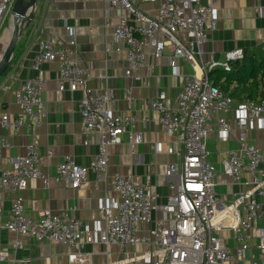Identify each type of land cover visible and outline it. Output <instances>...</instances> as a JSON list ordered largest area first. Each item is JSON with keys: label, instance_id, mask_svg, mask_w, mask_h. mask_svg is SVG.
I'll use <instances>...</instances> for the list:
<instances>
[{"label": "built area", "instance_id": "obj_1", "mask_svg": "<svg viewBox=\"0 0 264 264\" xmlns=\"http://www.w3.org/2000/svg\"><path fill=\"white\" fill-rule=\"evenodd\" d=\"M106 1L119 8L113 38L115 43L125 45L127 76L139 78L137 71L146 65V49L155 59L165 56L166 50L170 52L169 65L179 80L175 104L171 105L165 91L160 90L149 100V105L157 112L162 130L175 136L182 146V152L168 148L169 153L175 152L181 158L180 165L169 162L163 173V180L172 191L165 201H159L150 183L140 181L131 173L114 172L111 178L115 195L104 197L100 205L103 219L94 224L69 217L65 209L57 213L41 210L36 218L27 216L20 193L33 178L48 186L50 177L41 167L53 155L50 149L40 152L32 142L24 154L10 160L9 166L0 164V226L17 235L13 249H19L21 237L29 236L72 247L68 260L73 264L88 262V253L83 252L86 244L106 247L115 244L122 251L126 246L133 248L121 260L105 264H241L246 252L254 247L259 256L250 257V263L264 264V153L249 142L251 131L264 129V100L236 101L208 78L212 67L229 69L232 61L243 56V49L237 48L228 51L223 61L203 58L208 34L218 25L216 0ZM259 1L257 11L262 15L264 0ZM14 2L0 0V17L10 11ZM142 3H156L155 13L143 9ZM67 29L72 37L66 44L58 45L54 37H39V50L32 62L36 75L26 79L15 91L19 112L14 117L3 113L1 125L16 132L22 127L34 132L42 123L46 116L42 65L56 62L59 90H64L66 84L71 91L82 90L80 113L84 143H89L91 134L99 137L98 152L88 165L77 163L70 155L56 164V180L84 191L89 186L97 188L106 178L107 147L119 144L123 132H129L132 153L143 137L140 131L132 130L136 123L132 114L115 111L113 89H93L87 85L86 68L75 57L73 29ZM105 51H111L109 45ZM178 58L192 72H181ZM126 99L130 104L133 102L129 88ZM230 112L232 119L226 115ZM213 121L214 126H210ZM235 128L238 146L227 151L219 169L209 160L208 135L212 131L220 141H227ZM8 147V140L0 137V156ZM154 147L157 153L162 151L160 142H155ZM89 171L95 175L93 181L88 178ZM220 171L241 186L230 202L223 201L215 191L214 179ZM4 192L12 193L13 197L6 212L8 217L1 222ZM30 262V256L20 257L0 248V264Z\"/></svg>", "mask_w": 264, "mask_h": 264}, {"label": "crops", "instance_id": "obj_2", "mask_svg": "<svg viewBox=\"0 0 264 264\" xmlns=\"http://www.w3.org/2000/svg\"><path fill=\"white\" fill-rule=\"evenodd\" d=\"M259 0H216L218 25L208 34L204 46L203 58L208 61H223L225 54L237 48H252L264 41V13L257 11ZM142 8L155 13L156 3H142ZM12 9V8H11ZM5 12L0 17V44L11 30L12 13ZM119 8L106 0H37L33 17L20 28L11 61L0 77V137H5L9 147L2 152L0 164L9 166L10 160L26 152V147L32 142L38 145L40 152L52 150L53 155L42 165L43 173L50 177L45 187L38 178L28 181L26 189L21 191L24 201V213L27 216L38 217L39 211L50 210L57 213L66 210L69 217L80 219L89 224L103 219L104 211L100 205L106 195H115L112 190L111 175L114 172L133 174L137 179L151 184V189L159 196V201H165L172 191L163 180V173L168 163L180 165L179 155L169 153L182 146L176 142V137L165 133L157 120V112L149 105V100L158 91H165L169 103L175 104L179 89V80L173 74L169 65L170 52L155 59L146 49V65L137 74L138 79L125 74L126 59L122 43H115L113 38L114 25L118 20ZM67 27L73 29L76 38L75 57L78 63L86 68L87 85L93 89L109 87L115 94L114 109L116 112L132 114L136 118L132 130L142 133L143 141L135 146L133 153L129 147V132L121 134V142L107 147L109 152V167L106 178L100 181L97 188L89 186L84 191L71 188L62 181L55 179L56 164L65 155L72 156L81 165H88L98 152L99 137L89 136V143H84L81 133L82 119L80 100L82 90L71 91L68 84L64 90H59L60 80L56 62H45L42 65L44 89L42 99L45 102L46 116L35 129L22 127L20 131L3 127L1 116L7 112L14 117L19 112V104L15 91L26 80L36 75L32 69L33 58L39 50V37H54L58 45L66 44L72 37ZM9 41H4L3 51ZM109 45L110 52L105 48ZM119 46L121 49L116 50ZM181 72H192L191 67L181 58L177 59ZM131 89L133 102L126 99V90ZM243 96V95H242ZM241 98V97H240ZM234 97L236 101L241 100ZM243 99V97H242ZM232 119V113L226 114ZM214 121L210 126H214ZM129 129V128H128ZM155 142H160L162 151H155ZM249 142L258 146L264 153V129H255L249 133ZM237 130H233L227 141H220L215 132H210L207 139L209 160L220 169V162L227 156L229 149L237 148ZM148 175L150 177L148 178ZM88 178L93 181L95 175L88 172ZM216 194L226 202H230L233 193L241 186L233 183L230 177L220 171L214 179ZM13 194L4 192L1 205L4 209L2 221L8 215ZM17 235L0 226V248L15 252L17 256H30V264H73L68 260V254L73 248L57 244L49 240L38 241L34 237H21L22 244L16 251L13 241ZM256 240L253 241V244ZM233 246V243H229ZM141 249L145 246H141ZM122 251L118 245L86 244L83 252L88 253L85 264H105L121 260L126 251L133 248L126 246ZM124 252V253H123ZM259 256V251L251 247L246 252V258L241 264H251L250 257ZM123 264H145L123 263Z\"/></svg>", "mask_w": 264, "mask_h": 264}, {"label": "trees", "instance_id": "obj_3", "mask_svg": "<svg viewBox=\"0 0 264 264\" xmlns=\"http://www.w3.org/2000/svg\"><path fill=\"white\" fill-rule=\"evenodd\" d=\"M208 78L233 97L255 102L264 100V41L243 49V56L232 61L229 69L212 67Z\"/></svg>", "mask_w": 264, "mask_h": 264}, {"label": "water", "instance_id": "obj_4", "mask_svg": "<svg viewBox=\"0 0 264 264\" xmlns=\"http://www.w3.org/2000/svg\"><path fill=\"white\" fill-rule=\"evenodd\" d=\"M37 0H15L12 13L11 37L2 57L0 58V77L7 69L14 53L16 43L20 34L21 26L32 19L33 10Z\"/></svg>", "mask_w": 264, "mask_h": 264}, {"label": "rangeland", "instance_id": "obj_5", "mask_svg": "<svg viewBox=\"0 0 264 264\" xmlns=\"http://www.w3.org/2000/svg\"><path fill=\"white\" fill-rule=\"evenodd\" d=\"M25 1H27V0H25ZM11 34H12L11 30H9V32L6 34L5 38H3L2 41H1V44H0V58L2 57L3 52H4L3 51V49H4L3 43H4V41H9L10 40Z\"/></svg>", "mask_w": 264, "mask_h": 264}]
</instances>
